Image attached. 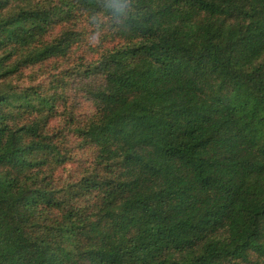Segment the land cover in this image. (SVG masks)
I'll list each match as a JSON object with an SVG mask.
<instances>
[{
    "label": "trees",
    "instance_id": "trees-1",
    "mask_svg": "<svg viewBox=\"0 0 264 264\" xmlns=\"http://www.w3.org/2000/svg\"><path fill=\"white\" fill-rule=\"evenodd\" d=\"M0 264H264V0H0Z\"/></svg>",
    "mask_w": 264,
    "mask_h": 264
},
{
    "label": "rangeland",
    "instance_id": "rangeland-1",
    "mask_svg": "<svg viewBox=\"0 0 264 264\" xmlns=\"http://www.w3.org/2000/svg\"><path fill=\"white\" fill-rule=\"evenodd\" d=\"M79 106H80V111H89L90 108H91V105L89 102H86V101H83V100H80L79 102ZM85 157H89L91 155V150L89 151H86V152H83L82 153ZM72 168H74V166H72Z\"/></svg>",
    "mask_w": 264,
    "mask_h": 264
},
{
    "label": "clouds",
    "instance_id": "clouds-1",
    "mask_svg": "<svg viewBox=\"0 0 264 264\" xmlns=\"http://www.w3.org/2000/svg\"><path fill=\"white\" fill-rule=\"evenodd\" d=\"M71 2H73V3H74V2H75V0H71Z\"/></svg>",
    "mask_w": 264,
    "mask_h": 264
}]
</instances>
